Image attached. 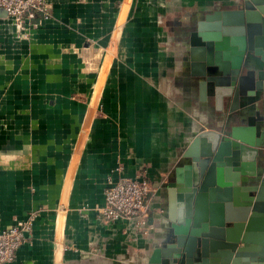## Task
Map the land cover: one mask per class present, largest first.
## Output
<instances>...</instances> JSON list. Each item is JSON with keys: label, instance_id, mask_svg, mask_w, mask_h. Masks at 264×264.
Returning a JSON list of instances; mask_svg holds the SVG:
<instances>
[{"label": "crops", "instance_id": "crops-1", "mask_svg": "<svg viewBox=\"0 0 264 264\" xmlns=\"http://www.w3.org/2000/svg\"><path fill=\"white\" fill-rule=\"evenodd\" d=\"M241 1L47 0L24 32L0 18V230L34 214L9 264H147L163 246L182 155L225 115L191 75L190 34ZM140 174L157 186L145 233L103 224L105 190Z\"/></svg>", "mask_w": 264, "mask_h": 264}, {"label": "water", "instance_id": "water-1", "mask_svg": "<svg viewBox=\"0 0 264 264\" xmlns=\"http://www.w3.org/2000/svg\"><path fill=\"white\" fill-rule=\"evenodd\" d=\"M209 21L190 34L191 75L225 115L186 147V179L177 168L170 184L183 210L163 216L164 243L147 264H264L254 253L264 246V0Z\"/></svg>", "mask_w": 264, "mask_h": 264}, {"label": "built area", "instance_id": "built-area-1", "mask_svg": "<svg viewBox=\"0 0 264 264\" xmlns=\"http://www.w3.org/2000/svg\"><path fill=\"white\" fill-rule=\"evenodd\" d=\"M0 9L7 13L19 31L32 26L37 14L48 17L47 0H0ZM157 186L144 175L121 176L105 190L104 205L97 209L98 219L107 226L117 222H136L140 232L145 233L148 225L146 212L150 197ZM34 214L27 220H14L10 228L0 230V264H9L15 259L24 242V234L31 228Z\"/></svg>", "mask_w": 264, "mask_h": 264}, {"label": "flooded vegetation", "instance_id": "flooded-vegetation-1", "mask_svg": "<svg viewBox=\"0 0 264 264\" xmlns=\"http://www.w3.org/2000/svg\"><path fill=\"white\" fill-rule=\"evenodd\" d=\"M208 100H210V101H214L213 97H211V98L209 97ZM214 104H215V103H214ZM212 119H213V118H212ZM258 247H259V249H258L257 251L254 252V253L257 254V255H259V253L262 252V251L264 250V246H258ZM250 258H252V257L250 256ZM249 263H251V260L249 261Z\"/></svg>", "mask_w": 264, "mask_h": 264}]
</instances>
